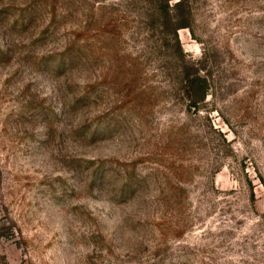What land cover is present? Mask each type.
Listing matches in <instances>:
<instances>
[{
	"label": "rangeland",
	"instance_id": "374dc122",
	"mask_svg": "<svg viewBox=\"0 0 264 264\" xmlns=\"http://www.w3.org/2000/svg\"><path fill=\"white\" fill-rule=\"evenodd\" d=\"M0 264H264V0H0Z\"/></svg>",
	"mask_w": 264,
	"mask_h": 264
},
{
	"label": "trees",
	"instance_id": "16d2710c",
	"mask_svg": "<svg viewBox=\"0 0 264 264\" xmlns=\"http://www.w3.org/2000/svg\"><path fill=\"white\" fill-rule=\"evenodd\" d=\"M186 80L189 82V81H192L193 79H190V77L189 76H187V78H186ZM195 80H199L200 81V79L199 78H195Z\"/></svg>",
	"mask_w": 264,
	"mask_h": 264
}]
</instances>
